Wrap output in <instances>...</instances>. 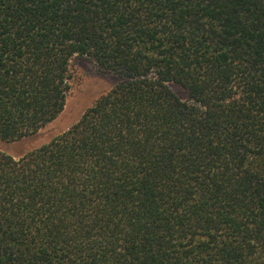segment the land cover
Wrapping results in <instances>:
<instances>
[{"label": "trees", "instance_id": "16d2710c", "mask_svg": "<svg viewBox=\"0 0 264 264\" xmlns=\"http://www.w3.org/2000/svg\"><path fill=\"white\" fill-rule=\"evenodd\" d=\"M0 264H264V0H0ZM189 91L180 98L168 85Z\"/></svg>", "mask_w": 264, "mask_h": 264}, {"label": "rangeland", "instance_id": "374dc122", "mask_svg": "<svg viewBox=\"0 0 264 264\" xmlns=\"http://www.w3.org/2000/svg\"><path fill=\"white\" fill-rule=\"evenodd\" d=\"M69 75V90L62 112L33 134L12 142L0 140V150L19 158L48 143L71 127L97 98L121 80L119 74L101 68L88 55L82 54L72 57ZM168 85L180 98L191 101L189 91L185 87L176 82H169Z\"/></svg>", "mask_w": 264, "mask_h": 264}]
</instances>
